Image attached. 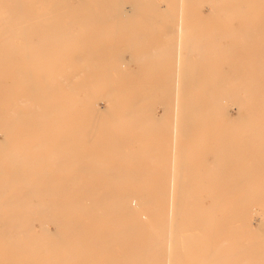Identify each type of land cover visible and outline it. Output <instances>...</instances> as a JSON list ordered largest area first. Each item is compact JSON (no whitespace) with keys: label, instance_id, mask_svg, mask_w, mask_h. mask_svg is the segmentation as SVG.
<instances>
[{"label":"bare ground","instance_id":"1","mask_svg":"<svg viewBox=\"0 0 264 264\" xmlns=\"http://www.w3.org/2000/svg\"><path fill=\"white\" fill-rule=\"evenodd\" d=\"M15 1L0 0L10 17L0 18V264L235 258L219 250L232 242L226 221L264 208L255 185L264 176V0L67 5L91 36L53 25L65 3L45 5L36 27L24 19L30 3ZM235 18L245 19L241 43L229 25L200 33L201 21ZM103 22L113 24L108 39L98 35ZM69 40L83 51L57 49ZM121 59L137 67L134 80L113 78ZM221 97L238 105L236 118Z\"/></svg>","mask_w":264,"mask_h":264},{"label":"rangeland","instance_id":"2","mask_svg":"<svg viewBox=\"0 0 264 264\" xmlns=\"http://www.w3.org/2000/svg\"><path fill=\"white\" fill-rule=\"evenodd\" d=\"M15 1V0H13ZM38 1L39 7L34 6V4ZM19 2L21 4H29L30 3V7L26 6L25 8H23L24 11H31L32 14H28L26 15V17L24 18L27 22L26 25H33V26H40V24L44 23L47 18L44 16V14L47 12V9L45 8V5H47L50 2H53L55 4H61V3H65L66 7L62 8V10L64 11V16L60 18V20H56V22H53V25H57L60 23V21L62 20L63 22H69V24L72 26L73 30L71 31V34H74L76 36H91L92 34H96V32H91L89 30V26L88 25H77L74 23V18L71 16H67V13L69 11V8L67 5L71 4V7H73V10H76L77 12H84L89 10V7H84L81 6L82 4H84V0H19ZM108 3L107 1L101 0L99 3ZM152 2L154 3H158L160 4L163 9H167L166 5L168 3L170 4H176L179 3V0H152ZM16 3V1H15ZM80 3V4H79ZM117 3V2H116ZM76 4H78L80 7H78ZM8 7H3L1 2H0V12L3 14H0V18H10L6 16V11H7ZM54 10L57 12L58 11V7H55ZM102 11L106 12V14H111L113 12H115V8H107L104 7L101 9ZM206 12L210 11L211 8H205ZM99 11V9L97 10ZM55 19H59V18H55ZM95 20L98 19V17H94ZM193 20H196V18H193ZM2 25H6L5 22H1ZM61 24V23H60ZM221 25L224 24L225 27L231 26L232 28H234V30H237L239 32V34H237V39H236V44L241 43L239 35L242 34L244 28H245V19L244 18H235L233 20L232 23H227V22H222V23H203L202 21L199 23V27L201 25H207V30L209 28H211L214 25ZM98 24H96L94 27L96 28ZM103 26H99L98 27V35H102L103 38H110V36L113 34L112 33V28H113V24L111 22H103L102 23ZM193 23H191L190 26H192ZM200 29V33L204 30L205 28H199ZM40 37L43 36V34H39ZM259 36H261L259 34ZM264 36V34H263ZM258 37V36H257ZM249 38H252V36ZM231 42H230V41ZM49 40H47L48 42ZM235 40H233V38H228V39H224L222 41V46L226 47L229 46L231 44L234 43ZM76 41H61L59 42V48L57 49H66L68 47V44H72L73 47H69V49L73 50V51H83V48H78L76 46ZM245 44V43H244ZM250 44V43H248ZM252 44V43H251ZM254 46H256V43L254 44ZM57 59V58H56ZM61 64V61L57 59V61L53 64H51L50 66L53 67H59ZM64 65V64H62ZM115 70H113L112 72V76L115 79L116 82H118L122 76H126L128 78H130L131 80H134V72L137 70V67H135L134 65H131L128 59H121L119 61H117L116 64H113ZM19 66H23V65H19V64H14L13 67H19ZM35 66V65H32ZM76 66V64H75ZM37 67V66H35ZM34 67V68H35ZM227 64H224V68H227ZM84 71V69H82ZM116 74V75H115ZM80 76H84V72H82L81 70L79 71ZM83 77H80V79ZM3 80H0V82H2ZM4 82V81H3ZM85 89H82L81 93H80V98L84 101H89L90 99H92V95H93V91H91V89H86V91H83ZM83 93V94H82ZM98 94L95 93L94 96H97ZM117 96V95H116ZM85 97V98H84ZM98 97V96H97ZM119 98V99H118ZM87 99V100H86ZM114 103L112 102V104H118V101L122 100V97H116V99H114ZM118 100V101H117ZM102 108L103 109H107L108 107V103L106 101V99H102ZM221 105L223 107H225L228 110V115L232 118H236V116L239 114L238 113V105L232 104L230 103V101L228 100L227 97H221ZM106 106V108H105ZM158 115L161 116L162 115V110L159 109L158 110ZM79 122H82V120H77ZM256 187L258 189H260V187L264 188V176H261L260 178H258L256 180ZM264 191L259 190L256 195H264L263 194ZM207 196V194H205ZM205 203L207 205H210L211 200L210 199H206ZM256 203H260L259 198L257 199ZM262 205V204H261ZM261 205H250V209H249V215L247 217V219H237L234 220L232 223H227L226 221V230L227 233L231 234L232 233V242H229V244L227 245H223L222 247H219V250L222 251H226L228 252L226 254V252H223V254L225 256H228V254L230 253V255H235V258H225L224 256H222L223 258L227 259V264H255L258 261H261L262 264H264V208L261 209ZM254 209H256V211H254ZM219 217V216H218ZM220 221V220H219ZM222 221V220H221ZM261 221V222H260ZM225 222V221H222ZM261 223V224H260ZM53 230V228H52ZM202 249L204 251H207L210 249V247H207L206 244L202 246ZM234 257V256H233ZM246 262V263H245ZM211 261L208 259H204L201 262H199V264H210ZM212 264V263H211Z\"/></svg>","mask_w":264,"mask_h":264}]
</instances>
